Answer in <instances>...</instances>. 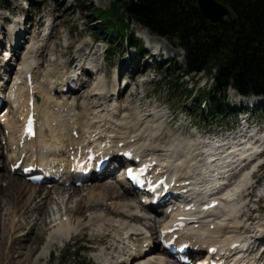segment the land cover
Instances as JSON below:
<instances>
[{
	"label": "rangeland",
	"instance_id": "374dc122",
	"mask_svg": "<svg viewBox=\"0 0 264 264\" xmlns=\"http://www.w3.org/2000/svg\"><path fill=\"white\" fill-rule=\"evenodd\" d=\"M113 2L114 0H0V40L3 44L13 43L15 39L22 42L21 56L15 59V65L12 66V77L14 78L20 69L26 47H29L33 40L32 44H37L36 53L38 52L31 54L38 56L37 64L33 66L36 68L34 76L37 84L39 82L48 85V82H54L60 88L66 74L78 72L79 89L68 97L74 104L76 113L81 117L85 116V112L91 113L89 118H94L95 114L107 115L110 109L115 108L127 111L129 116H133L138 110L145 118L153 117L155 125L162 124L161 132L156 137L157 146L160 144L167 146L169 143L172 145L171 141L177 139L187 140L191 144L196 143L195 147L199 145L200 148L198 131L220 132L235 126L237 108L232 109L233 95L230 91L216 101L220 104L219 107L211 106L200 99V94L209 91L216 83L213 75L202 73L197 81L191 76L182 78V72L186 68V53L183 49L160 40L163 45L158 46H162L165 53L161 54V58L152 57V52L148 51L138 49L135 52L139 45L138 34L143 32L141 25L136 22L131 23L124 38L114 33H105L106 25L91 14L95 8L109 10ZM112 13L119 14L116 9ZM123 13L126 15V10H123ZM22 26L25 28V35L17 37L16 32L22 29ZM21 31L23 32V29ZM148 32L151 37L158 39L157 35ZM96 70L99 71L98 74ZM117 75L120 76L119 83L115 80ZM102 82L107 83L109 87V92L104 96L101 95ZM127 82H129L127 92L118 103H113L115 89L119 87L124 92ZM190 88L196 92L194 95H189ZM77 99L78 103H75ZM55 100H60L59 96H56ZM113 113L115 114L114 110ZM113 113L107 118L112 119ZM118 113L121 111L118 110ZM254 115L264 120V108ZM12 118L13 121L16 119L14 115ZM16 122L17 120L13 123L17 125ZM8 123L6 126L11 128L13 124ZM4 131V127H0V148L13 149L14 147L9 146ZM14 133L12 131V134ZM3 137L6 140H2ZM11 160L12 155H5V151L0 155V200L10 202H4L0 208V264H102L104 259L109 263H117L118 259L115 257L117 252L114 248L118 247L117 239L123 235V232L119 231V224L126 221L114 214L108 215L106 208L112 207L114 213H120L123 210L122 202L125 203V200H113L100 192L105 190L107 193L108 185H112L113 197L124 194L123 191L127 188L123 183L112 184V181L104 179L97 181L99 183L91 182V185L96 183L92 187L90 184L78 187L85 189L72 199L68 194L67 197L60 198L61 203L58 205L52 203L50 212L43 215L42 220L40 215L44 208L35 210L34 206L40 202L42 193L50 191L49 187L32 186L22 178L10 174ZM258 178L261 182L256 189L249 190L250 195L246 198L248 206L243 208L240 225L242 228L235 230V233L244 235L245 238L264 232V200L257 202L258 195L264 190V169ZM58 187L61 186L54 188ZM54 188L51 191L54 192ZM94 188L96 191L92 194L95 196L93 195L91 199L90 189ZM32 191L37 192H33L36 200L29 206L28 203L24 205L22 211L16 212L14 205L18 199L16 193L25 195L27 200L31 198ZM127 197L130 198V195L127 194ZM130 200L131 198L127 202ZM93 203L99 204V208H88ZM62 215L71 218L73 224H84L86 227L71 240L57 241L49 248L47 258L42 259L41 253L45 251V246L59 226L48 223L54 218L59 221ZM95 217H98V220L92 219ZM36 219H40L39 225L35 224ZM91 219L94 223L96 221L97 225L92 223ZM13 221L18 227L8 232L7 227ZM98 222L102 225H98ZM143 223L153 230L157 228V223L153 220H143ZM117 236L119 238H116ZM78 252L80 254H77Z\"/></svg>",
	"mask_w": 264,
	"mask_h": 264
},
{
	"label": "bare ground",
	"instance_id": "6f19581e",
	"mask_svg": "<svg viewBox=\"0 0 264 264\" xmlns=\"http://www.w3.org/2000/svg\"><path fill=\"white\" fill-rule=\"evenodd\" d=\"M145 34H147V36H149L148 32L147 33L145 32ZM18 35H19V37L22 36L20 33ZM16 36H17V32H16ZM158 40L160 41L162 39H154L153 42L158 47V49L163 50L162 46H158V45L162 44L161 41L159 42ZM15 41H17V40L15 39ZM15 41H13L11 48L15 44L14 43ZM32 43H33V40L31 41V44L29 46L30 49L28 51V55L25 56L20 63L21 67L19 69V72L16 74L17 77L15 76L14 86L16 84H18L19 79H22L21 76L25 70H30L34 73L33 66L37 64V60H38L37 57L38 56H36V55L32 56L31 55V54L36 53V47H37L36 43H35L36 45H34ZM38 49H37V51H38ZM14 50L17 51V47ZM10 69H11V65L9 67H7V65L5 67L2 66L0 69V72L2 71V73H5L7 75V73L10 71ZM35 76H34V80H35ZM69 77H72V76H68V78ZM102 78H100L101 81H102ZM105 80H106V78H105ZM101 84H103V82ZM35 85L37 87V88H35L36 92L38 91V93H39L38 98L40 97L42 100V103L41 104L39 103V106H40V108H39L40 117L39 118H40V120H43L45 128L41 129L39 131V135L36 137V139H34L33 144L30 146V149H38V148L45 149L46 146L51 142V140H56V141L60 142V141H62V139H66L65 142H69L71 145H74L75 143L79 144V140H77L76 138H74L71 135L74 131V128H73L74 126H78V131L83 136V138H87V137L90 138L93 135V133L96 132V130H97L96 127L103 126L107 130H110L111 136H118L120 138V140H118V143L120 141H130L131 142V140L134 139L135 142H138V143L143 142L144 144H148V147H151V146H153V144H156V141H157L156 137L161 132L162 124L160 125V123H159L158 125H155V121L153 120L154 118L151 116L145 118L138 110L134 114L135 117H134V115L129 116L130 114H128L127 111H122V109L115 108V109H113L115 114L113 113V110H111V109L108 112L109 114L111 113V115L113 113L112 119L107 118V116H105L103 114L97 115V116L95 114L94 118H88L91 114L90 112H85V116L81 117L75 113L74 104H72L69 101V99H65V98H67V95H63L64 98L62 99V101H57L54 103L52 102L54 98L51 96L50 93H51L52 89H55L54 86H56V85L54 84V82H48V85L50 88H48V87L46 88V85L44 83L38 82V84H37L36 81H35ZM65 86H66V84L63 85L62 87L64 88ZM23 89H24V87L20 86L21 92L15 101V104H16L15 107L17 108L16 110H18V111H17V114L15 115L16 119L14 121L17 120L16 123L18 126L13 123L14 121L11 122L13 124V126L9 129L13 130L15 133L10 137L11 138V142L9 144L10 146H13L14 144L17 145L16 139H17V135L20 131V125L22 123L21 117L24 116V110L26 108V103L21 102L22 97H24L26 99L28 97V95L26 94L27 91L25 93V90L23 91ZM60 90H62V89H60ZM229 91L232 95L233 94L235 96L238 95V93L232 88ZM77 101H78V99H77ZM52 106H55V108H57V111H55L53 108H51ZM116 110H117V112H116ZM118 110H119V112L121 111V113H118ZM101 112H104V111H101ZM116 113H118L119 115ZM0 120H1V118H0ZM7 123H8V121L5 122L6 128H8L6 126ZM11 123H8V125ZM54 123L56 124L55 126H54ZM4 139H2V140H4ZM171 142H173L172 146H164V147H166L167 150H165V152H164V149L161 151L163 153L161 155V164H167L168 168L179 169L180 175L190 177L192 180H201L202 178L206 177L207 172H208V168L205 167V164H204L205 158L199 152V149L206 147V149L209 150V152H210V151H213L216 149L217 144L216 143H206V142L201 140L199 143L200 148L199 147L194 148V145H196V143L191 144L190 142H187V140L175 139L174 141H171ZM168 145H171V144L169 143ZM155 146H157V144ZM248 147L250 149L253 148L252 144L249 145ZM140 149L144 150V151H148L147 149H145L143 147H140ZM256 150H258V148ZM158 151H160V150H158ZM234 151H235V149H234ZM248 151L249 150H244V154H247ZM15 152H16V150H15ZM18 158L19 157H14L13 162H15ZM9 172H10V167H9ZM115 181H116V183L118 182L117 179H115ZM250 181L251 180H249V176H245L243 180H240V182H238V184L235 186V188L230 190L228 197H230L231 201L228 204H225V205L223 204L222 208L217 210L213 216L212 215L208 216L209 218H213V221H210L211 224L210 223H204L203 218L200 219V225L196 231L200 234V236L208 235L207 240H205L204 243H208V242L213 241L215 243L225 244L226 241H233L234 239L237 238V233H235L236 232L235 230L238 229L240 227V225L242 224V219L239 218V216L242 212L243 205L245 204V200L244 201L240 200L243 197V195H241V192H243L244 190L249 188ZM97 183H99V182H97ZM93 184H96V183H93ZM92 185L90 187H92ZM107 188H108L107 193H105V190H104V192H102V193L100 192V194H103L106 197L110 196V199L117 200V201L123 200V199L125 200V203L122 202L121 209H123V210L120 213H114L112 210V207H109V206L106 208V211H107L108 215L114 214L118 218L121 217V218L125 219V221L127 223L126 222L125 223L120 222L121 224L118 223L119 224V231H122L123 235L120 236V239H117V240H118V242H124V241L128 242L130 240V238L131 239L134 238L132 236L131 232L138 230L136 223L141 222V220H142L141 218H139V215H138V214H140V212L138 211V208L140 207L139 203L126 190L123 191L124 194L120 193L121 195H117L116 197H113L114 193L112 192V185H108ZM83 189H85V188L73 187V188L68 189L67 187H63V188L58 187V189H55L54 192L51 191V189H50V191L47 190L46 192L42 193L41 196L38 195V196H40L41 200L39 203H37V204L35 203L36 205L34 206V209L40 210V209L44 208V209H42V210H44V212L41 213V215H40L41 219L44 220L43 215L50 212V207H51L52 203H55L57 205L60 204L61 203V202H59L60 198L65 197V196L67 197V194H68V197L72 199V198L76 197L77 195H79ZM90 190L91 191H90L89 197L91 198L94 195L92 193H95L96 188L90 189ZM33 192L37 193L36 191H32V193ZM35 193L32 194L31 198L28 197L29 199L26 200L27 197L25 195H23V194L20 195L19 192H17L16 194L18 195V199H17V202L14 204L16 206V212L22 211L27 203L29 206L32 202H34L36 200L34 197ZM127 194H128V196L130 195V198H131V200L128 202H127V200L130 198L127 197ZM97 195H99V194H97ZM99 197H100V195H99ZM4 202L8 203L9 201L7 200V202H6V201L1 199L0 200V208L3 207ZM99 206H100L99 204L93 203V204L89 205L88 208L98 209ZM225 209H227V212H224ZM51 212H53V211H51ZM63 216L64 215L61 216L59 221H58V219L54 218V220L52 219L48 223V224H52V223L59 224V226L56 229L55 234L54 233L52 234L53 238L51 237L52 239H49L50 241H48L47 245L45 246L46 247L45 251L43 253H41L40 258H42V259L47 258L48 253H49V248L53 244H55L57 241L58 242H64L66 240L67 241L71 240L74 235H76V234L78 235V233L81 230L85 229L86 226L84 224L75 225V224H73V221L71 218H69V217L65 218V216L64 217ZM97 218L98 217H95L92 219L95 220ZM226 218H230L229 222H226ZM92 219H91V222L94 223V221H92ZM39 220L40 219H36L35 224L39 225L38 224ZM64 220H67V221H64ZM106 220H104V221H106ZM94 224L97 225L96 221ZM98 225H102V224H99V222H98ZM114 225H115V223H114ZM210 225H215L216 229L211 230ZM16 227H18V226L13 221V223L11 225L9 224V226L7 227L8 232L13 230V228L16 229ZM224 229H226V230H224ZM227 229H232L233 231H227ZM219 235L226 236V237H225V239H222V240L215 239V236H219ZM154 246H156V244H154ZM158 255H160V256H158ZM183 255H186V254H183ZM180 256H182V254H180ZM169 259L170 258L167 255H165L161 252L154 253V255L145 254V255H142V257L139 259L138 262L136 261V264H171V263L177 264V262L170 261ZM104 260L105 261L102 264H114L111 262L110 263L107 262L106 259H104Z\"/></svg>",
	"mask_w": 264,
	"mask_h": 264
},
{
	"label": "trees",
	"instance_id": "16d2710c",
	"mask_svg": "<svg viewBox=\"0 0 264 264\" xmlns=\"http://www.w3.org/2000/svg\"><path fill=\"white\" fill-rule=\"evenodd\" d=\"M219 1L233 12L222 24L208 23L197 0H136L132 6L130 0H114L109 10L95 8L91 16L106 25L105 33L124 38L136 22L183 49L186 68L182 78L191 76L197 81L202 73L220 75L242 95L264 96V0ZM115 9L119 14L112 13ZM230 87L214 84L200 99L219 107L216 101ZM188 92L190 96L196 93L192 88Z\"/></svg>",
	"mask_w": 264,
	"mask_h": 264
},
{
	"label": "water",
	"instance_id": "95a60500",
	"mask_svg": "<svg viewBox=\"0 0 264 264\" xmlns=\"http://www.w3.org/2000/svg\"><path fill=\"white\" fill-rule=\"evenodd\" d=\"M122 2V0H118ZM136 0H130L131 6ZM197 8L208 23L222 24L232 17L233 12L230 6L219 0H197ZM217 84L220 87H227L230 81L221 76L216 77Z\"/></svg>",
	"mask_w": 264,
	"mask_h": 264
}]
</instances>
